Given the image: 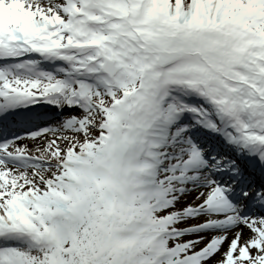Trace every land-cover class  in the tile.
I'll return each instance as SVG.
<instances>
[{
	"label": "snow or ice",
	"instance_id": "obj_1",
	"mask_svg": "<svg viewBox=\"0 0 264 264\" xmlns=\"http://www.w3.org/2000/svg\"><path fill=\"white\" fill-rule=\"evenodd\" d=\"M0 264H264V0H0Z\"/></svg>",
	"mask_w": 264,
	"mask_h": 264
}]
</instances>
